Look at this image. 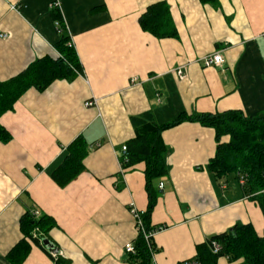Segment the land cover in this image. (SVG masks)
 <instances>
[{"label":"crops","instance_id":"0c3cea01","mask_svg":"<svg viewBox=\"0 0 264 264\" xmlns=\"http://www.w3.org/2000/svg\"><path fill=\"white\" fill-rule=\"evenodd\" d=\"M158 1L170 5L178 38L142 29L140 16ZM55 4L84 73L29 88L0 117L13 135L0 141V264H12L7 253L24 237L20 218L27 209L55 219L49 237L69 264H141L125 250L138 237L131 203L140 211L149 204L145 163H121L135 135L131 118L149 111L159 123L182 111L264 114V0H0V82L59 55ZM216 51L223 65L199 62ZM94 98L98 104L87 107ZM81 134L89 149L85 169L62 187L51 173ZM162 136L169 173L156 183L161 192L150 222L163 228L152 237V264L196 258L199 245L236 223L264 236V211L237 176L216 180L208 170L214 128L187 121ZM31 244L22 264H54ZM215 264L245 263L220 257Z\"/></svg>","mask_w":264,"mask_h":264},{"label":"trees","instance_id":"16d2710c","mask_svg":"<svg viewBox=\"0 0 264 264\" xmlns=\"http://www.w3.org/2000/svg\"><path fill=\"white\" fill-rule=\"evenodd\" d=\"M204 3H217L218 0H201ZM52 14L60 24V38L56 44L59 55L56 58L45 56L32 62L25 70L9 80L0 82V117L14 110L15 103L31 87L46 89L57 79H73L84 73L77 50L65 25L58 4ZM139 23L144 31L158 38H178L179 33L167 1H158L147 7L140 16ZM135 135L125 144V153L121 157L123 168H129L144 162L148 208L143 213V221L148 230L154 228L150 218L160 190L156 183L168 175L167 156L170 148L165 143L164 130L184 122H199L215 129L216 150L208 162V170L216 180L235 174L247 177L242 186L244 194L258 201L264 211V114L247 116L243 111L230 109L223 112L182 111L173 120L159 123L149 111L131 118ZM228 137V140L224 138ZM13 138L12 133L0 123V141L7 143ZM89 152L84 135H79L68 147L61 163L52 171L51 176L60 186L72 182L85 169L84 160ZM56 221L49 215L37 217L34 211L27 209L20 218V228L24 234L7 253L12 264H22L29 255L31 242L42 247L53 259L54 264H69L70 260L57 255L54 257L45 247L44 239H49L50 230ZM220 244V251L215 253L212 243ZM151 247L153 243L151 241ZM145 237H137L136 255L141 264H152V252ZM220 257L229 260L244 259L245 264H264V236H260L250 223H236L228 231L213 235L198 246L196 259L203 264H215Z\"/></svg>","mask_w":264,"mask_h":264},{"label":"built area","instance_id":"2783aa9c","mask_svg":"<svg viewBox=\"0 0 264 264\" xmlns=\"http://www.w3.org/2000/svg\"><path fill=\"white\" fill-rule=\"evenodd\" d=\"M56 27L58 29V32H60L61 29H60V24L58 21H56ZM4 36H6V35H4ZM199 62H201L205 67L221 66L225 62V56H224L222 51H216L214 53H211V54L205 55L204 57H201L199 59ZM176 72L180 78H184L186 76L185 71L181 68H179ZM132 80H133V82L137 81L136 78H133ZM97 104H98V99H96V98L88 100L85 103V105L87 107L94 106ZM124 154H126L125 151H124ZM246 181H247V177L244 174H240L239 175V183L243 186L246 183ZM163 187H164V182L161 181L160 182V188H163ZM130 206H131L132 215H133L134 220H135L138 235L142 234L145 237L148 245H150L154 233L156 231L162 229L163 227H154L153 229L148 230L145 226V223H144L143 217H142L143 213L145 211L138 210V208L133 203H131ZM34 214L38 217V216H40V211L35 210ZM212 245H213V250L215 253L220 251V244L217 241H214L212 243ZM125 250H126V252H128L130 254H135L137 251L135 244L133 242L126 243ZM150 250L152 252V255H154V249L151 247V245H150ZM50 252L54 257H56L57 255H62V252L60 250H59V252H54V251H50ZM174 264H203V263L201 261L197 260L196 258H192V259L180 260Z\"/></svg>","mask_w":264,"mask_h":264},{"label":"water","instance_id":"95a60500","mask_svg":"<svg viewBox=\"0 0 264 264\" xmlns=\"http://www.w3.org/2000/svg\"><path fill=\"white\" fill-rule=\"evenodd\" d=\"M44 244L49 251L59 252V249L56 245L49 239H44Z\"/></svg>","mask_w":264,"mask_h":264},{"label":"rangeland","instance_id":"374dc122","mask_svg":"<svg viewBox=\"0 0 264 264\" xmlns=\"http://www.w3.org/2000/svg\"><path fill=\"white\" fill-rule=\"evenodd\" d=\"M232 178V177H231Z\"/></svg>","mask_w":264,"mask_h":264}]
</instances>
